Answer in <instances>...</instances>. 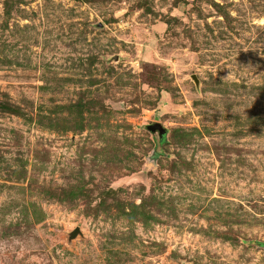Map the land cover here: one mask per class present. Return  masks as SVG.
I'll return each mask as SVG.
<instances>
[{
	"label": "rangeland",
	"instance_id": "1",
	"mask_svg": "<svg viewBox=\"0 0 264 264\" xmlns=\"http://www.w3.org/2000/svg\"><path fill=\"white\" fill-rule=\"evenodd\" d=\"M0 264H264V0H0Z\"/></svg>",
	"mask_w": 264,
	"mask_h": 264
},
{
	"label": "water",
	"instance_id": "2",
	"mask_svg": "<svg viewBox=\"0 0 264 264\" xmlns=\"http://www.w3.org/2000/svg\"><path fill=\"white\" fill-rule=\"evenodd\" d=\"M153 133H154V137L156 139H160V138H162L163 134L165 133V128L161 124H157ZM78 234H80L79 228L74 229L73 231H71V233L69 235L70 239L74 238Z\"/></svg>",
	"mask_w": 264,
	"mask_h": 264
}]
</instances>
